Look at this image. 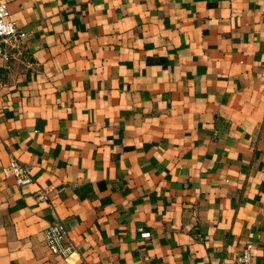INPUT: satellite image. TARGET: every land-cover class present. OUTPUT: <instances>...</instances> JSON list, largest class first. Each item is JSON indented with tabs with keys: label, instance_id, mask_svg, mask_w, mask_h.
<instances>
[{
	"label": "crops",
	"instance_id": "1",
	"mask_svg": "<svg viewBox=\"0 0 264 264\" xmlns=\"http://www.w3.org/2000/svg\"><path fill=\"white\" fill-rule=\"evenodd\" d=\"M6 1L0 264H264V0Z\"/></svg>",
	"mask_w": 264,
	"mask_h": 264
},
{
	"label": "built area",
	"instance_id": "2",
	"mask_svg": "<svg viewBox=\"0 0 264 264\" xmlns=\"http://www.w3.org/2000/svg\"><path fill=\"white\" fill-rule=\"evenodd\" d=\"M25 32L18 28L15 22L10 18V11L6 0H0V54L5 59L8 58L3 42L10 47H17ZM2 82L0 80V87ZM1 171L5 177H11L18 185L28 184L33 181L30 166L19 161L16 158H11L10 161L3 165ZM44 240L46 247L52 254L67 256L74 249V244L68 235L66 225L54 220L48 223L43 229ZM148 234V232H143ZM251 244L247 243L239 255L236 257V262L239 264H252L251 261ZM211 264H223L212 262ZM233 264V263H232Z\"/></svg>",
	"mask_w": 264,
	"mask_h": 264
}]
</instances>
